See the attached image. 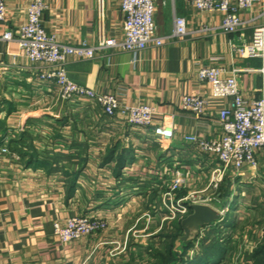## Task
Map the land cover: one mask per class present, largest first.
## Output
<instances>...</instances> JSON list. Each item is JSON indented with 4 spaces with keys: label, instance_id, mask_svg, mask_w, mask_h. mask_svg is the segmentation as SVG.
Returning a JSON list of instances; mask_svg holds the SVG:
<instances>
[{
    "label": "crops",
    "instance_id": "obj_1",
    "mask_svg": "<svg viewBox=\"0 0 264 264\" xmlns=\"http://www.w3.org/2000/svg\"><path fill=\"white\" fill-rule=\"evenodd\" d=\"M44 1L43 27L63 45L93 47L101 37H123L120 0ZM30 2L6 0L0 34L18 35ZM155 4L158 37L172 35L175 17L186 20L188 34L161 47L110 48L66 64L68 78L80 86L112 94L122 106L154 107L149 128L130 126L122 115L108 117L88 100H60L55 83L41 80L40 65L19 56L17 42L0 44V145L11 150L0 155V264H132L131 244L116 245L122 246L129 220L155 188L161 196L178 175L186 179L183 194L208 186L218 162L185 138H221L219 110L228 102L212 100L211 86L198 72L205 67H220L225 77L237 72L244 98L261 97L262 61L239 57L231 45L251 40L264 26V0L239 12L245 27L236 34L222 29L221 12H200L191 0ZM186 95L211 100L208 115L197 119L183 111ZM163 126L173 129L172 139L155 135ZM258 160L256 170L264 174V156ZM243 170L231 169L226 179ZM74 216L107 220L109 228L64 245L54 224Z\"/></svg>",
    "mask_w": 264,
    "mask_h": 264
},
{
    "label": "built area",
    "instance_id": "obj_2",
    "mask_svg": "<svg viewBox=\"0 0 264 264\" xmlns=\"http://www.w3.org/2000/svg\"><path fill=\"white\" fill-rule=\"evenodd\" d=\"M200 12H221L224 15L222 29L229 34H236L245 27L239 16L242 10H250L263 0H191ZM124 14L123 37L121 40L101 37L96 46L81 44L68 46L61 44L55 35L48 34L42 24V15L48 8L44 0H31L27 8V19L19 28L16 36L12 30L0 34V44L17 42L19 56L40 65L41 80L54 82L58 97L64 101L88 100L101 107L108 117L122 115L130 126L149 128L153 125L155 109L149 105L122 106L112 94H102L72 82L66 73V64L74 60H90L106 49L116 48L126 52L142 51L150 46L161 47L168 39L183 38L188 34L187 22L182 17H175L174 31L168 38L158 37L155 24V0H120ZM6 20V0H0V24ZM232 50L241 58L260 59L262 68L261 97L247 101L239 87L237 72L225 77L220 67L200 68L198 77L211 86L212 100L228 102L219 110V120L223 130L221 138L213 141L188 136L186 141L194 144L200 152L210 155L218 162L211 171L207 187L186 200L178 201V207L171 212L186 214L194 199L203 196L210 201L223 184L227 173L234 169L241 171L249 168L256 170L259 155L264 156V26L256 28L251 40H241L232 44ZM181 109L192 113L197 119L208 115L211 100L198 95H186L181 99ZM155 135L161 140H170L173 129L168 126L155 129ZM7 143L0 145V155H10ZM13 157L17 158L16 154ZM186 179L176 176L171 183L170 192L178 190ZM198 195V196H195ZM188 201V202H187ZM187 203V204H186ZM198 204H207L198 201ZM212 206V205H211ZM55 236L64 245L71 244L96 232L107 229L103 219L90 216H75L54 224Z\"/></svg>",
    "mask_w": 264,
    "mask_h": 264
},
{
    "label": "rangeland",
    "instance_id": "obj_3",
    "mask_svg": "<svg viewBox=\"0 0 264 264\" xmlns=\"http://www.w3.org/2000/svg\"><path fill=\"white\" fill-rule=\"evenodd\" d=\"M170 187L171 184L161 196L157 194L160 188H155L157 191L154 190L150 201L143 203L140 209L137 208L129 220L122 246L116 245L121 249L131 244L132 264H163V259L171 262L172 254H179L183 249V246H176V241L182 235L177 238L175 224L186 218L191 210L186 214L176 215L171 210L178 207V201L186 200L202 189H190V193L183 194L182 190L186 187L184 183L169 197L166 194L170 192ZM194 200L212 205L223 216L221 221L211 227L201 229L193 248L184 256L185 259L191 260L204 254L202 250L219 245L225 247L226 251L218 264H254V254L264 242V174L246 168L225 178L210 201L203 196L200 200L198 197ZM129 205L130 203L124 204L123 207ZM104 222L107 229L95 234L108 230L109 223L107 220ZM141 243H146L144 250L139 247Z\"/></svg>",
    "mask_w": 264,
    "mask_h": 264
},
{
    "label": "water",
    "instance_id": "obj_4",
    "mask_svg": "<svg viewBox=\"0 0 264 264\" xmlns=\"http://www.w3.org/2000/svg\"><path fill=\"white\" fill-rule=\"evenodd\" d=\"M189 207L191 213L181 221L183 235L176 241V246L194 242L201 229L222 220V213L211 205L191 203Z\"/></svg>",
    "mask_w": 264,
    "mask_h": 264
},
{
    "label": "trees",
    "instance_id": "obj_5",
    "mask_svg": "<svg viewBox=\"0 0 264 264\" xmlns=\"http://www.w3.org/2000/svg\"><path fill=\"white\" fill-rule=\"evenodd\" d=\"M222 194L223 193H221V195ZM214 224H212V225H214ZM211 226H209V227H211ZM175 228H176L175 233H177L176 234L177 238L180 235H183L181 222L178 224H175ZM205 228H208V227H205ZM194 242L187 243L186 246H183V249L181 252H179V254H175V255L172 254V257L170 259V260H172L171 262H166V259L165 260L163 259V261H162L163 264H218L221 261L222 257L224 256V253L226 251L225 247H223V246L221 247L219 245H216V246L214 245L211 248H206L207 250H202L204 252V254H202V255L199 254L195 258H193L191 260H187V259H185L184 256H187L188 252L193 248ZM215 248H219V249H215ZM253 259H254L253 260L254 264H264V242L259 247L258 251L254 254ZM170 260H167V261H170Z\"/></svg>",
    "mask_w": 264,
    "mask_h": 264
}]
</instances>
